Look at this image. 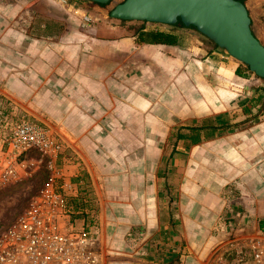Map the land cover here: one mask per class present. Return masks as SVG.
Instances as JSON below:
<instances>
[{
    "label": "crops",
    "instance_id": "0c3cea01",
    "mask_svg": "<svg viewBox=\"0 0 264 264\" xmlns=\"http://www.w3.org/2000/svg\"><path fill=\"white\" fill-rule=\"evenodd\" d=\"M245 1L261 39L264 2ZM23 118L63 133V222L94 231L101 264H203L264 234V79L191 27L0 0V148Z\"/></svg>",
    "mask_w": 264,
    "mask_h": 264
},
{
    "label": "built area",
    "instance_id": "2783aa9c",
    "mask_svg": "<svg viewBox=\"0 0 264 264\" xmlns=\"http://www.w3.org/2000/svg\"><path fill=\"white\" fill-rule=\"evenodd\" d=\"M67 3L68 0H62ZM93 18L83 15L82 28ZM55 131L38 120L21 119L0 148V188L18 184L45 166L49 180L31 197L10 225L0 228V264H101L98 237L91 228L74 229L63 219L72 205L67 194L57 186V171L52 157L60 145ZM39 155L37 166L27 167L25 155ZM25 159H24V158ZM70 187V184L67 185ZM228 256L220 254L215 264H264V234L233 243Z\"/></svg>",
    "mask_w": 264,
    "mask_h": 264
},
{
    "label": "water",
    "instance_id": "95a60500",
    "mask_svg": "<svg viewBox=\"0 0 264 264\" xmlns=\"http://www.w3.org/2000/svg\"><path fill=\"white\" fill-rule=\"evenodd\" d=\"M79 1L100 8L113 19L165 25L181 23L193 27L250 72L264 79V44L245 0ZM55 131L63 136L62 132Z\"/></svg>",
    "mask_w": 264,
    "mask_h": 264
},
{
    "label": "rangeland",
    "instance_id": "374dc122",
    "mask_svg": "<svg viewBox=\"0 0 264 264\" xmlns=\"http://www.w3.org/2000/svg\"><path fill=\"white\" fill-rule=\"evenodd\" d=\"M262 5L263 6H261L257 12H255V15H257L258 18H261L264 23V4ZM254 19L256 20V18ZM258 30L260 29L257 26V31ZM261 39L264 42V34H262ZM26 168L28 169V167ZM49 176V170L45 167H42L41 169L34 172L31 176L26 177L22 182L0 188V228L13 223L20 211L28 205L31 197L34 196L49 180ZM244 238L238 237V239H235L230 237L224 240L220 247L215 248L214 251L211 253L209 252L206 256H204L202 263L215 264V261L220 254L224 253L226 256H228L227 253L232 249L231 247L233 243H235L236 240H241Z\"/></svg>",
    "mask_w": 264,
    "mask_h": 264
},
{
    "label": "trees",
    "instance_id": "16d2710c",
    "mask_svg": "<svg viewBox=\"0 0 264 264\" xmlns=\"http://www.w3.org/2000/svg\"><path fill=\"white\" fill-rule=\"evenodd\" d=\"M178 25L183 26L181 23H179ZM184 27H185V26H184ZM191 28H193V27H191ZM193 29H194V28H193ZM168 36H170V35L165 34V33H156V34H155V37H158V38H156V39H163V37H165V39H166V41H168V43H174L173 40H170L171 38L167 40V37H168Z\"/></svg>",
    "mask_w": 264,
    "mask_h": 264
}]
</instances>
